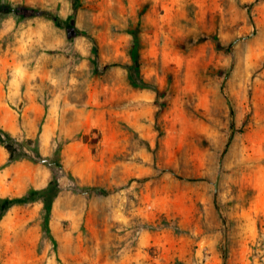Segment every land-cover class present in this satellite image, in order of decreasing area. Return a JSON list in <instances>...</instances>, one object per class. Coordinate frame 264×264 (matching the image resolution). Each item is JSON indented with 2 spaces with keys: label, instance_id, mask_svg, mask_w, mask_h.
Here are the masks:
<instances>
[{
  "label": "rangeland",
  "instance_id": "rangeland-1",
  "mask_svg": "<svg viewBox=\"0 0 264 264\" xmlns=\"http://www.w3.org/2000/svg\"><path fill=\"white\" fill-rule=\"evenodd\" d=\"M0 58V264H264V0H0Z\"/></svg>",
  "mask_w": 264,
  "mask_h": 264
},
{
  "label": "crops",
  "instance_id": "crops-1",
  "mask_svg": "<svg viewBox=\"0 0 264 264\" xmlns=\"http://www.w3.org/2000/svg\"><path fill=\"white\" fill-rule=\"evenodd\" d=\"M10 23L8 21H6L4 24H3V30L2 32L4 34H7L10 30ZM6 59H8L6 57ZM0 60L3 61V58H0ZM8 62V60H7ZM9 69V65H4L2 64L0 66V80L5 83V81L7 80L8 81V85H12V87L14 86V81L9 78L7 75H6V71ZM9 78V79H8ZM15 98V95H11L9 93L7 94H0V125L4 128H7L9 127L10 124H12L13 122V115L11 113V110L9 108V105L8 103L11 102L13 99ZM35 99L32 97L30 99V101L28 102V105L26 106V109L24 111V116L26 117V121H25V124H24V128L25 127H29V124L32 125L31 128L33 126L36 127V121L40 115V112L42 111V109L39 108V106L35 103ZM29 123V124H28ZM52 126V120L51 122L48 124L46 123V127L47 129L43 130L44 133H46L47 131H49V129L51 128ZM30 128V127H29ZM33 129H30L28 131L25 130V132H32Z\"/></svg>",
  "mask_w": 264,
  "mask_h": 264
},
{
  "label": "trees",
  "instance_id": "trees-1",
  "mask_svg": "<svg viewBox=\"0 0 264 264\" xmlns=\"http://www.w3.org/2000/svg\"><path fill=\"white\" fill-rule=\"evenodd\" d=\"M141 85L142 86H147V85H144L143 83H141ZM6 150L9 153L11 161L18 160V157L15 156L16 155V151L12 147L7 145L6 146ZM39 194H41V196L43 197L44 202H45L46 205H49L51 203L53 197H55V195H56L54 189H52V187H51V184H50V186L48 188H46L43 191L39 192ZM10 204H11V201H9V200L4 201L5 208L8 207Z\"/></svg>",
  "mask_w": 264,
  "mask_h": 264
}]
</instances>
